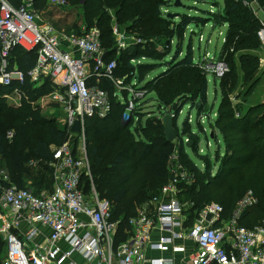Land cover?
Instances as JSON below:
<instances>
[{
  "label": "built area",
  "instance_id": "obj_1",
  "mask_svg": "<svg viewBox=\"0 0 264 264\" xmlns=\"http://www.w3.org/2000/svg\"><path fill=\"white\" fill-rule=\"evenodd\" d=\"M34 1L16 7L0 0V85L11 87L15 81L25 80L23 71L9 65L15 47L36 50L30 79L52 84L50 99L68 113L72 136L75 134L70 129L76 119L84 133L87 119L111 113V93L102 86L103 80L112 84L115 97L119 92H128L122 121H134L136 126L140 119L137 113L148 92L137 79L128 81L115 74L117 61L106 59L101 30L82 25L80 31L60 32L43 24ZM47 2L58 9L69 6L67 0ZM112 32L118 52L148 42L117 23L112 24ZM180 140L185 145L190 141L183 135ZM49 166L55 184L40 191L6 185L10 177L5 170L0 172V238L5 245L0 264H264V221L252 228L240 224L244 214L258 202L254 192L244 193L229 218L222 217L223 205L212 202L188 226L187 203L180 200L179 194L181 185L194 183L195 176L177 153L171 157L169 180L158 194L138 207L128 220L130 235L118 245L120 221L113 218L111 202L95 189L85 141L79 147L66 143L53 149ZM42 227L50 232L45 235ZM178 241H190L195 249ZM149 251L171 256H149ZM181 254L177 260L175 256Z\"/></svg>",
  "mask_w": 264,
  "mask_h": 264
},
{
  "label": "trees",
  "instance_id": "obj_2",
  "mask_svg": "<svg viewBox=\"0 0 264 264\" xmlns=\"http://www.w3.org/2000/svg\"><path fill=\"white\" fill-rule=\"evenodd\" d=\"M11 4L18 7L22 0H8ZM69 8L76 9L82 13V17L87 27L97 26L101 30V40L106 49V59H116L114 46V35L112 32V14L116 18L119 26H126L131 32L139 34L143 38H153L157 35H164L168 38L175 37L177 30H185L191 23H198L202 17L182 14L178 17V22L171 21L169 18L162 16L161 9L164 7L166 0H67ZM243 0H227L231 2L228 7V14L235 15L237 23H231L230 26L235 30L237 37L234 42L236 46L247 44L235 50L233 54L234 84L227 94L228 112L233 118V124L226 123L227 119L219 118L223 124H230L221 127V133L225 142V151H217L215 160L210 161V167L202 171L195 162L189 161L188 169L194 173L195 182L190 185H181L179 198L182 202L187 203L186 213L188 216L187 225L194 223L199 215L200 210L205 205L214 201L224 206L222 217H230L232 210L237 201L236 198L243 193L245 184L236 186L235 180L240 178L250 182L252 187H259V193L264 201V130L258 129L260 124H251L249 120L257 110L264 108V102L256 105L250 104L244 107V101L253 92V89L262 79L260 65L252 69V73L246 79L247 60L259 61L260 57L255 52L260 47L258 42L252 41L256 38V23L258 19L254 18L253 13L248 8H242ZM259 9L264 10V0H257ZM47 0H35L34 7L43 9L47 7ZM224 17L222 24H226L229 19L224 13L219 15ZM214 20V19H213ZM218 21V22H219ZM217 22V19H216ZM200 23V22H199ZM74 23V27H77ZM173 26V27H172ZM74 29L80 31V27ZM255 35V37H253ZM244 40H247L245 43ZM230 42L227 43V46ZM136 46L124 50L122 58L128 73V81L137 79L142 84L144 74L155 64L146 62L133 63V60L149 58L159 60L160 54L153 48L141 49ZM153 47V46H152ZM174 59L167 62L166 70L158 75L149 85V89L156 95L158 101V113L149 112L144 122L141 117L143 113H137L140 116L139 122L135 125L134 121L126 124L122 121V114L126 105L121 104L119 96H114V87L111 83L103 80L102 86L107 88L111 93L112 111L104 118H89L86 133L88 136V156L91 162V169L95 178L96 189L99 196L107 199L113 206V218L119 220V231L116 238V244L127 239L130 235V226L128 220L137 213L138 207L146 202L152 196L159 193L160 189L167 183L170 177V161L174 155L175 145L169 142L165 137L163 115L165 112H172L175 105V98L184 95V106L187 103L197 102L192 95L194 90L191 85L176 81L179 75L176 71L183 68L188 72L195 71V65L192 47L188 48L185 56L180 57L183 52L182 46L179 45ZM169 54V52L167 53ZM19 60L20 70L25 74L23 82L15 81L11 87L0 85V172L5 170L10 180L4 184H16L19 187H29L40 191L45 188H52L51 169L48 168L49 162L53 158L52 144L61 145L68 137V131L56 127L53 121L45 115H41L39 108L31 106L26 99L19 105L11 104L6 101L5 95L8 90L23 89L27 95L34 92L27 85L30 84L29 71L36 64L37 51H27L22 47H15L11 51L10 60ZM118 62V59H116ZM11 67V66H10ZM153 69V68H152ZM241 76V77H240ZM125 77V76H123ZM45 83H50L46 81ZM42 86L40 92H46L52 88V84ZM148 84H144V89H148ZM239 87H243L242 92H236ZM53 89V88H52ZM207 81L204 80L200 91L196 96L201 98L200 110L206 100ZM235 93L243 97L241 103L234 104L232 97ZM127 97L128 92L123 91ZM193 102H191V100ZM170 110H164L166 105L171 104ZM183 106V107H184ZM176 110L175 129H178L177 120L180 111ZM152 114V116H151ZM145 116V115H143ZM250 121V122H249ZM249 125V127H248ZM134 126V129L132 127ZM248 127V128H247ZM244 128L246 130H236ZM14 130L12 139H9L8 131ZM229 130L239 133H230ZM178 137H182L179 133ZM193 134V133H192ZM182 142V141H181ZM198 143L195 141L194 150L197 151ZM179 153L181 160L186 158V152L183 142L180 144ZM38 162L36 170L29 166L30 158ZM41 158L48 164H43L38 159ZM215 161V162H214ZM33 162V161H31ZM217 164V169L214 170ZM43 169L46 170L43 171ZM201 173V174H200ZM49 175V176H48ZM198 175V176H197ZM29 181L32 183L29 184ZM240 188L238 195L233 191ZM256 190V189H255ZM258 194V193H257ZM243 195V194H242ZM241 195V196H242ZM253 209L247 211L242 217L240 224L252 228L249 218L254 214ZM264 216V212L261 213ZM254 224V223H253ZM252 224V225H253ZM4 250V242L0 238V255Z\"/></svg>",
  "mask_w": 264,
  "mask_h": 264
},
{
  "label": "rangeland",
  "instance_id": "obj_3",
  "mask_svg": "<svg viewBox=\"0 0 264 264\" xmlns=\"http://www.w3.org/2000/svg\"><path fill=\"white\" fill-rule=\"evenodd\" d=\"M25 1L27 0H22V4ZM177 1H180V4L177 5ZM47 4V7H44L43 9H36L40 15L43 24L54 26L58 31L63 33L73 31L74 29L76 30L78 29L77 27H81L82 25H84L85 22L83 21V19H80L82 17V13H80V11L72 9L71 7L69 8V6L66 9H58L56 7L51 6L49 3ZM230 4L231 2L227 3V0H166L164 7L161 9V14L162 16H165V18H169L171 19V21L175 20L176 22H178V17L180 15L189 14L191 16L202 17V19L201 21H199L200 23H191L189 26L186 27L185 30L178 29L176 32L177 35L172 39L171 37L168 38L164 35H157L149 39L147 38L148 42L144 46L147 49L154 48L160 54V59L152 60L149 58H141L136 62L139 63L142 61L149 64H155L154 67L148 69L147 73L143 75L144 81L142 84H148V93L146 95V100L144 101L143 107L140 110V113H143L141 120L142 122H144L147 117H150V115H148L149 112L153 111L159 114V104L156 100V95L153 91L149 89V85L154 80V78H156L158 75H160L166 70L167 62H170L174 59V55L175 53H177L176 51L179 45L182 46L183 50L180 57L185 56L188 48L192 47L193 58L197 68L193 72H188L183 68H179L176 71V73L179 74L176 77V81L180 83H186L187 86L189 84L191 85L194 90H192V93L188 92L187 94L192 95L195 98L194 100L197 102V104L194 105V103H187V105L184 106L185 100L182 99L184 95H180L175 98V105H173V107H177V110H180L184 106L183 109L180 111L177 120L178 129L182 132L184 138H189L190 141H193L191 147L183 143L186 152V158H184V160H181L179 153L180 144L182 143L180 140L181 138L178 137L173 143L175 145L174 152L177 153L180 162L184 166L188 167L189 161H193L200 167L202 171H206L209 169L210 161L212 162V160H215V158H217V151H220L221 153L225 151L226 146L223 135L221 133V127L234 123L233 118H231L230 114H227V94L230 91V88L233 87L235 78L233 68V54L236 49L247 46V44L236 46L234 43L237 37L235 36V30L232 29V27L230 26V22L237 23L238 20L235 18V15L228 14L227 11L228 9H230L228 5ZM241 6H243V9L245 7L250 9L254 15L253 17L258 19V23H256V38H252V41L258 42L257 46L260 47L259 50L255 52V55H258V57H260L259 61L247 60L245 62V66L247 69L246 79L250 77L252 69L254 67H257L258 64L260 65L259 71L263 76L259 84L253 89V92L248 97L247 101H244L243 106L248 107L250 104H259L260 102H257L256 100H259L264 97V41L262 40L264 39V10L259 9V4L257 0H252L251 2L243 0L241 1ZM221 13H224V16L228 17L229 19L226 24H222L223 20L225 19L224 17L221 16V20H218L219 15ZM111 14L112 24L117 23L112 10ZM74 23L78 24L77 27H74ZM120 27L127 29L126 26ZM255 35H253V37H255ZM244 41L245 43L247 42V40ZM229 42L230 45L227 46V43ZM138 46L141 45L139 44L137 45V47ZM144 46H141L140 48L145 49ZM131 48L133 47H130V49ZM168 52L169 54H167ZM122 53L123 51L116 52V59H118V62L115 74L118 77L125 76L128 78V73H131V71H127V69L125 68ZM9 63L11 69L20 68L19 60L17 59V57L15 59L10 60ZM220 65H223L222 71L219 70ZM204 80L207 81V93L206 100L204 101L200 110L202 100L200 97H197L196 94L198 91H200ZM49 84L50 83L41 84V82L39 81L31 80L30 84L27 86L34 92L32 95H27L25 93V88H23L22 90L18 89L17 92H14V90H8L10 92L7 93L8 96L5 95V99L7 102L15 105L21 104L23 100L26 99V101L29 102L31 106L39 108L41 115H45L47 118H49V120L53 121L56 127L69 132L68 113L66 112L63 106L57 104L56 102H53L50 99V93L52 91V88H50V90H47L46 92H40V90H42L41 87L44 85H48L51 87V85ZM242 91L243 87H239V89L236 90L237 93H240ZM237 93L231 96L232 102L234 104L241 103L243 100V95L239 97L237 96ZM118 94L121 104H127V101L130 96L128 95L126 97L123 92H119ZM190 100L191 102H193L192 99ZM171 105L172 103L166 105V108L164 110H170ZM221 114L222 119H227L226 123L230 124H223L222 122H220L219 118ZM249 120L251 121V124H260L258 129L264 130V108L257 110V112L252 114ZM126 124L129 123L126 122ZM86 126H88V121L84 122V133L81 132L78 135L74 136L68 133V137L61 145L66 143H73L74 145L79 147L85 141L87 149H90L91 146H89L88 143ZM132 129H134V126L132 127ZM236 130L244 131L246 129L238 128ZM180 131L179 133L181 135ZM229 132L239 133L235 130H229ZM10 133H12V135H10ZM13 135L14 130L8 131L7 137L9 139H12ZM195 141H197L198 143L197 151H195L193 148ZM61 145L52 144V149H55ZM31 161H34L33 157L30 158L29 162V166L31 167V169L34 168L33 170H36L37 168H39L38 162L33 164ZM38 161H41L43 164H48V162H45L41 158H39ZM47 166L51 169L49 164ZM215 166L216 167H214V170L217 169V164ZM43 171L46 172L45 169H43ZM51 177L53 180V187L55 184V176L53 172L51 173ZM92 182L96 189L94 176ZM92 182H89L87 184L89 190L90 184ZM30 183L32 182L29 181V184ZM235 184L238 187L241 184H245V189L243 190L242 194L244 195L246 191L252 190L258 200L256 206L253 207L252 210L254 214L251 215L249 218V223L251 224V226L254 227L259 222H263L264 216L261 213L264 212V201L262 200V196L258 191L259 187H252L250 185V182L246 180H241L240 178L235 180ZM31 186L32 185H30L29 188ZM239 189L240 188H237L236 191H233L234 195H238ZM97 193L99 194L98 191ZM262 193L264 194V192ZM241 195L239 196V198H236V203L243 196ZM4 255L5 245L4 250L1 252L0 258L4 257Z\"/></svg>",
  "mask_w": 264,
  "mask_h": 264
},
{
  "label": "water",
  "instance_id": "obj_4",
  "mask_svg": "<svg viewBox=\"0 0 264 264\" xmlns=\"http://www.w3.org/2000/svg\"><path fill=\"white\" fill-rule=\"evenodd\" d=\"M247 1L251 2L252 0H247ZM178 4H180V1H177V5ZM176 110L177 107L174 106L172 112H176ZM172 112H167L164 113L163 115L165 137L169 142H174L178 138V132L175 129L176 116ZM70 132L75 135L81 133V123L78 119L75 120L74 125L70 129ZM186 144L187 146L191 147L193 141H188Z\"/></svg>",
  "mask_w": 264,
  "mask_h": 264
},
{
  "label": "crops",
  "instance_id": "obj_5",
  "mask_svg": "<svg viewBox=\"0 0 264 264\" xmlns=\"http://www.w3.org/2000/svg\"><path fill=\"white\" fill-rule=\"evenodd\" d=\"M262 78H263V76H262ZM257 102H260V103H262V102H264V97L263 98H261V99H257L256 100ZM42 231H43V233L45 234V235H47L48 234V232H50V229L47 227H42ZM158 235V233L156 232V233H154V237L156 238V236ZM128 237V236H127ZM178 244H185L186 246H188V248L189 249H191V250H193V249H195V245L192 243V242H190V241H178L177 242ZM148 254H149V256H167V257H170L171 256V254L170 253H162V252H160V251H149L148 252ZM184 254H181V255H176L175 256V258L177 259V260H179V259H181L182 258V256H183ZM76 259L80 262V263H83V261H82V259L81 258H79V257H76ZM91 264H98V262L97 261H93V262H91Z\"/></svg>",
  "mask_w": 264,
  "mask_h": 264
}]
</instances>
